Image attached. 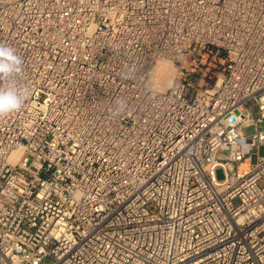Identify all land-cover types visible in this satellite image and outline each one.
I'll use <instances>...</instances> for the list:
<instances>
[{"label": "built area", "instance_id": "2783aa9c", "mask_svg": "<svg viewBox=\"0 0 264 264\" xmlns=\"http://www.w3.org/2000/svg\"><path fill=\"white\" fill-rule=\"evenodd\" d=\"M0 45V264H264V0H0Z\"/></svg>", "mask_w": 264, "mask_h": 264}, {"label": "clouds", "instance_id": "9594fccd", "mask_svg": "<svg viewBox=\"0 0 264 264\" xmlns=\"http://www.w3.org/2000/svg\"><path fill=\"white\" fill-rule=\"evenodd\" d=\"M22 58L11 47L0 45V81H13L0 87V117L18 111L27 99V92L19 90L14 85V77L22 71ZM131 70L122 74V78H131ZM127 109V102L118 99L115 102L114 114H120Z\"/></svg>", "mask_w": 264, "mask_h": 264}, {"label": "rangeland", "instance_id": "374dc122", "mask_svg": "<svg viewBox=\"0 0 264 264\" xmlns=\"http://www.w3.org/2000/svg\"><path fill=\"white\" fill-rule=\"evenodd\" d=\"M182 60H183V66L188 70V72H191L192 66H193V58L188 56V57L183 58ZM200 60L202 61V63L201 64L198 63V64H200V66L197 70L198 74L193 73L190 77L191 80H193L194 78H197L200 80L196 81V82H200V84H204L203 77L206 74H208V75L212 74L213 78H212V80L209 81V87H214V85L218 82L219 77L221 78V76H220V74L222 72V70L220 68L221 66L217 65V68H216L215 62L211 58H208L207 56L200 58ZM161 62L166 63V64L168 63L167 65L171 66V67H179V65L173 64L169 60H162V61H160V63ZM179 72H180V70L175 71V74H176L175 78H177V76L179 75ZM205 81L208 82V79H205ZM247 131H249V130H247ZM249 132H251V131H249ZM263 151H264V149H262L260 151V155H263ZM252 160H253V162L256 161V155L253 156ZM217 175H218V178L221 179L223 177L222 171L219 170L217 172Z\"/></svg>", "mask_w": 264, "mask_h": 264}, {"label": "bare ground", "instance_id": "6f19581e", "mask_svg": "<svg viewBox=\"0 0 264 264\" xmlns=\"http://www.w3.org/2000/svg\"><path fill=\"white\" fill-rule=\"evenodd\" d=\"M168 64V63H167ZM166 63L159 62L153 71L151 76L150 83L154 85L159 91H166L172 84L175 79V71L178 70V67L168 66ZM221 82V79L218 81V84ZM12 158L17 159L18 154L14 153ZM77 243L76 240L71 241Z\"/></svg>", "mask_w": 264, "mask_h": 264}]
</instances>
